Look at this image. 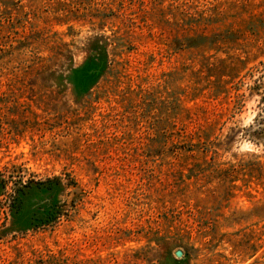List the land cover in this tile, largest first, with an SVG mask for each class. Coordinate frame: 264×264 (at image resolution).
Masks as SVG:
<instances>
[{
    "label": "rangeland",
    "instance_id": "374dc122",
    "mask_svg": "<svg viewBox=\"0 0 264 264\" xmlns=\"http://www.w3.org/2000/svg\"><path fill=\"white\" fill-rule=\"evenodd\" d=\"M0 174V264H264V0H0Z\"/></svg>",
    "mask_w": 264,
    "mask_h": 264
},
{
    "label": "trees",
    "instance_id": "16d2710c",
    "mask_svg": "<svg viewBox=\"0 0 264 264\" xmlns=\"http://www.w3.org/2000/svg\"><path fill=\"white\" fill-rule=\"evenodd\" d=\"M9 180H7L4 176V174H0V197L6 196L7 197V189L9 186ZM33 185H38L39 187H43L44 185H47L48 189H51L53 191L63 187V183L61 181L60 178H54V179H50L47 182H39V181H28V182H22L19 181L15 184L14 186V191L13 194H10L9 197V203H8V208L11 209L12 211H20L21 207H22V195L26 194V189H29L31 187H33ZM54 214H52L47 220L44 221V224H50L52 221H54L55 219V214L59 215L60 212L57 213V211L53 212ZM59 218V216L57 217Z\"/></svg>",
    "mask_w": 264,
    "mask_h": 264
},
{
    "label": "water",
    "instance_id": "95a60500",
    "mask_svg": "<svg viewBox=\"0 0 264 264\" xmlns=\"http://www.w3.org/2000/svg\"><path fill=\"white\" fill-rule=\"evenodd\" d=\"M179 255H180V253H179Z\"/></svg>",
    "mask_w": 264,
    "mask_h": 264
}]
</instances>
